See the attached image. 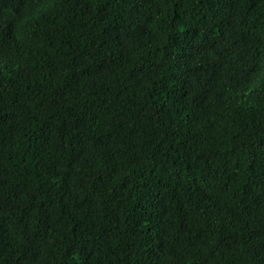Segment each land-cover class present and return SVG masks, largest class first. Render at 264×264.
<instances>
[{"label": "trees", "instance_id": "16d2710c", "mask_svg": "<svg viewBox=\"0 0 264 264\" xmlns=\"http://www.w3.org/2000/svg\"><path fill=\"white\" fill-rule=\"evenodd\" d=\"M0 264H264V0H0Z\"/></svg>", "mask_w": 264, "mask_h": 264}]
</instances>
